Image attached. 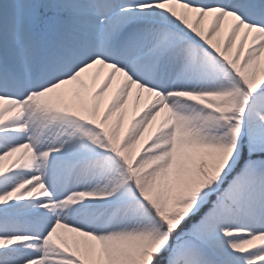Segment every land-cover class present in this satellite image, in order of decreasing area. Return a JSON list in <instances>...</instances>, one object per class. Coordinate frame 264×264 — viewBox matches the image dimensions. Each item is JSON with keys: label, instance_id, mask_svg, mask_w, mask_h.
<instances>
[{"label": "snow or ice", "instance_id": "snow-or-ice-1", "mask_svg": "<svg viewBox=\"0 0 264 264\" xmlns=\"http://www.w3.org/2000/svg\"><path fill=\"white\" fill-rule=\"evenodd\" d=\"M0 264H264V0H0Z\"/></svg>", "mask_w": 264, "mask_h": 264}]
</instances>
